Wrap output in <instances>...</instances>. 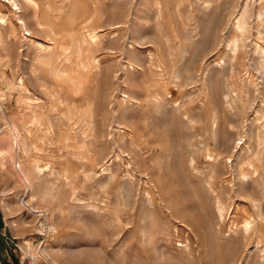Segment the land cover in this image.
Wrapping results in <instances>:
<instances>
[{
  "label": "rangeland",
  "instance_id": "1",
  "mask_svg": "<svg viewBox=\"0 0 264 264\" xmlns=\"http://www.w3.org/2000/svg\"><path fill=\"white\" fill-rule=\"evenodd\" d=\"M16 3L0 264H264V0Z\"/></svg>",
  "mask_w": 264,
  "mask_h": 264
},
{
  "label": "bare ground",
  "instance_id": "2",
  "mask_svg": "<svg viewBox=\"0 0 264 264\" xmlns=\"http://www.w3.org/2000/svg\"><path fill=\"white\" fill-rule=\"evenodd\" d=\"M11 1V0H10ZM12 2L16 5V6H18L17 5V3H16V0H12ZM262 13V12H261ZM243 15V14H242ZM262 15V14H261ZM246 16H247V11H245V15L244 16H242L243 17V19H240L237 23H236V26H237V29L238 30H242V24H243V26H244V23H245V20H246ZM260 16V15H259ZM263 16V15H262ZM241 18V17H240ZM244 31H242V33H243ZM95 36V35H94ZM240 41V40H239ZM247 41V40H246ZM245 42V41H244ZM246 45V44H245ZM235 46H236V49L235 50H238L237 48H238V45L237 44H235ZM261 49H263V48H261ZM260 49V50H261ZM261 51H263V53H264V50H261ZM260 51V52H261ZM261 62H262V65L264 64V56L262 57V59H261ZM222 63H219V65H221ZM224 68V67H223ZM230 107V106H229ZM37 122V121H36ZM36 126H38V124L36 123L35 124ZM35 125L32 123V124H28L27 123V134H31V128H34L35 127ZM41 125V124H40ZM12 134H13V137H14V141L16 142V143H18L19 142V137H18V132H17V130H16V128L14 127L13 128V131H12ZM25 141H27V140H25ZM25 151H27V146H25ZM29 154H30V152H29ZM29 154L27 153V156H26V161H21L20 159H19V157H18V159H14V163H13V166H12V169H13V171L15 172V180H16V182H18V183H20V182H22V184L23 185H25L26 186V188H31V179H32V176H35L36 177V174H37V177L38 176H40V175H42L43 174V172L45 171V169H44V167L42 168V167H40V166H38L37 167V169H36V174L35 173H33V174H31L29 171H28V167L31 165V163H33V160L30 158V156H29ZM17 158V157H16ZM33 181V180H32ZM25 203V202H24ZM24 205V204H23ZM26 205H28V204H25V206ZM245 228L244 229H247L248 231H249V229L251 228V224H250V220L248 221V220H246L245 221ZM244 225H243V227H244Z\"/></svg>",
  "mask_w": 264,
  "mask_h": 264
}]
</instances>
